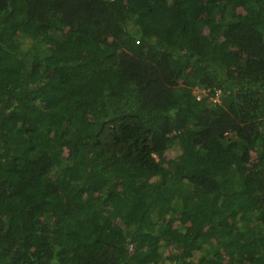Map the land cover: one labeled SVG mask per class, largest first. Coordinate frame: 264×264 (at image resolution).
I'll return each mask as SVG.
<instances>
[{
  "label": "trees",
  "instance_id": "16d2710c",
  "mask_svg": "<svg viewBox=\"0 0 264 264\" xmlns=\"http://www.w3.org/2000/svg\"><path fill=\"white\" fill-rule=\"evenodd\" d=\"M0 264H264V0H0Z\"/></svg>",
  "mask_w": 264,
  "mask_h": 264
},
{
  "label": "rangeland",
  "instance_id": "374dc122",
  "mask_svg": "<svg viewBox=\"0 0 264 264\" xmlns=\"http://www.w3.org/2000/svg\"><path fill=\"white\" fill-rule=\"evenodd\" d=\"M23 48H29V45L25 44V46H23ZM195 94H197L198 97H200V95H198V92L195 91ZM219 98V97H218ZM217 98H215L216 100ZM219 242H222L221 240ZM220 249V244H205L203 247H202V250L201 251H198L195 253L194 255V258L195 260H197V257H205V258H211L213 256V254H215L218 250Z\"/></svg>",
  "mask_w": 264,
  "mask_h": 264
},
{
  "label": "built area",
  "instance_id": "2783aa9c",
  "mask_svg": "<svg viewBox=\"0 0 264 264\" xmlns=\"http://www.w3.org/2000/svg\"><path fill=\"white\" fill-rule=\"evenodd\" d=\"M197 99H199V97Z\"/></svg>",
  "mask_w": 264,
  "mask_h": 264
}]
</instances>
